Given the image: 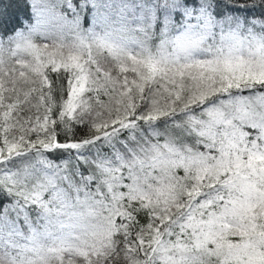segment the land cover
I'll return each mask as SVG.
<instances>
[{"label":"snow or ice","instance_id":"obj_1","mask_svg":"<svg viewBox=\"0 0 264 264\" xmlns=\"http://www.w3.org/2000/svg\"><path fill=\"white\" fill-rule=\"evenodd\" d=\"M0 264H264V0H0Z\"/></svg>","mask_w":264,"mask_h":264}]
</instances>
